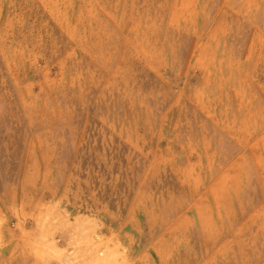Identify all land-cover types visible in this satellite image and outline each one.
Instances as JSON below:
<instances>
[{
    "label": "rangeland",
    "instance_id": "rangeland-1",
    "mask_svg": "<svg viewBox=\"0 0 264 264\" xmlns=\"http://www.w3.org/2000/svg\"><path fill=\"white\" fill-rule=\"evenodd\" d=\"M0 264H264V0H0Z\"/></svg>",
    "mask_w": 264,
    "mask_h": 264
}]
</instances>
